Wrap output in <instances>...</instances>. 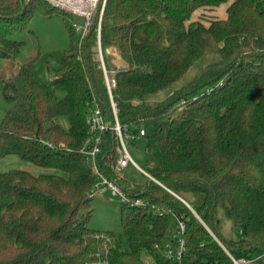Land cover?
<instances>
[{"label":"trees","instance_id":"1","mask_svg":"<svg viewBox=\"0 0 264 264\" xmlns=\"http://www.w3.org/2000/svg\"><path fill=\"white\" fill-rule=\"evenodd\" d=\"M224 1L107 0L105 61L113 66L106 49L116 48L125 64L113 90L118 116L145 128L147 171L162 183H134L101 158L130 200L121 203V230L112 231L88 226L96 175L85 151L86 118L95 103L112 116L97 33L81 39L73 15L46 0H0V58L18 56L15 22L38 5L64 15L70 39L48 84L34 77L31 60L4 88L13 108L0 122V156L18 154L57 172H0V264H98L105 257L108 264H141L179 219L187 222L184 264L229 262L213 234L241 255L264 251V0H231L223 18L192 19ZM164 89V99L147 100ZM104 137L102 156L116 155L113 134ZM137 198L145 203L131 205ZM220 210L240 238L221 236Z\"/></svg>","mask_w":264,"mask_h":264},{"label":"rangeland","instance_id":"2","mask_svg":"<svg viewBox=\"0 0 264 264\" xmlns=\"http://www.w3.org/2000/svg\"><path fill=\"white\" fill-rule=\"evenodd\" d=\"M231 0L224 1L215 7H204L194 13L192 19L200 17L204 22L208 23L209 19L226 16L227 7ZM38 5V4H37ZM40 5L36 7L34 12L26 18L15 22L16 28L13 30L11 37L23 42V47L15 59L0 58V122L8 110L13 108V103L5 96L4 88L6 82H12L18 72L19 67L26 62L34 60V77L43 83H49L54 79V70L59 67L60 54L69 45V32L66 26V19L63 14L48 15L43 12ZM59 11L58 9H56ZM109 49V52L107 51ZM106 52L111 54L112 65L124 64V60L116 48H107ZM207 57L198 61L178 82L182 84L191 78L195 72L199 70L202 64L207 62ZM125 65V64H124ZM10 70L11 76L7 78V71ZM59 96L64 93L56 91ZM169 89L161 90L147 96L149 101H157L164 99L169 94ZM59 122L67 129L69 121L66 116H60ZM129 151L134 161L146 171L149 162L146 148L145 138L136 139L129 142ZM12 169H23L34 174L57 172L54 168L41 167L27 160L22 159L18 154H7L0 156V172ZM121 176L134 183H144L148 181V176L137 169L132 163L119 172ZM190 198V199H189ZM188 199L191 201L192 197ZM92 215L89 219L88 226L102 230H121V201L118 198L109 199L108 195L94 196L91 198ZM220 234L224 238L238 239L240 232L235 228L231 219L220 210ZM236 256H246L255 258L262 252L254 251L249 255H241L240 252L232 250ZM149 255L144 253L142 259Z\"/></svg>","mask_w":264,"mask_h":264},{"label":"built area","instance_id":"3","mask_svg":"<svg viewBox=\"0 0 264 264\" xmlns=\"http://www.w3.org/2000/svg\"><path fill=\"white\" fill-rule=\"evenodd\" d=\"M46 1L49 2L53 7L65 10L73 15L74 18L72 25L80 35L81 39H84L92 30H95L97 33V57L100 61V67L102 68L105 77L112 116L106 115L102 111L101 107L95 103L90 107L86 118L88 137L85 145V151L90 163L92 164L94 174L96 175V180L90 190V196L94 197L97 195H108L109 199L113 200L118 198L121 203L130 201L126 191L123 190L116 180L108 176L103 171L101 158L104 159V163L109 165L114 172H120L132 163L137 169L145 173L150 179L162 185L158 179H156L152 174L143 169L134 161L129 151V142L143 138L145 135V128L141 125L138 127L136 124H123L120 122L118 116L119 108L117 102L114 99L113 90L117 86L116 73L121 67L124 66V64L115 66L113 65L111 68H108L105 61L104 51L101 43V29L107 0ZM134 103H136V101H134ZM108 131L113 134L115 139L114 148L116 155L108 152L102 156L103 147L106 140L104 134ZM144 203L145 202L142 199L137 198L135 201L131 202V205H143ZM185 203L201 220L199 215L186 200ZM206 228L208 227L206 226ZM186 229L187 222L183 219H179L175 224V228L170 231V237L162 245H155V254H149L147 258L142 259L141 264H184L183 259L187 254V247L184 239V233ZM213 236L229 257V262L225 264H262L259 259L264 256V251L255 258L236 256L231 250H229V248H227L224 243H222V241L216 235L213 234ZM157 253L159 255H157ZM97 263L108 264V259L106 257L105 259H99Z\"/></svg>","mask_w":264,"mask_h":264},{"label":"crops","instance_id":"4","mask_svg":"<svg viewBox=\"0 0 264 264\" xmlns=\"http://www.w3.org/2000/svg\"><path fill=\"white\" fill-rule=\"evenodd\" d=\"M9 76H11L10 74V70L7 71V78L9 79Z\"/></svg>","mask_w":264,"mask_h":264},{"label":"water","instance_id":"5","mask_svg":"<svg viewBox=\"0 0 264 264\" xmlns=\"http://www.w3.org/2000/svg\"><path fill=\"white\" fill-rule=\"evenodd\" d=\"M107 51L109 52V49H107ZM179 198L185 202V200L183 198H181L180 196H179Z\"/></svg>","mask_w":264,"mask_h":264}]
</instances>
